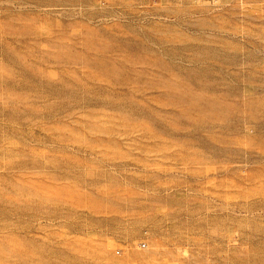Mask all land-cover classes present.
Instances as JSON below:
<instances>
[{"label":"rangeland","instance_id":"1","mask_svg":"<svg viewBox=\"0 0 264 264\" xmlns=\"http://www.w3.org/2000/svg\"><path fill=\"white\" fill-rule=\"evenodd\" d=\"M0 264H264V0H0Z\"/></svg>","mask_w":264,"mask_h":264}]
</instances>
